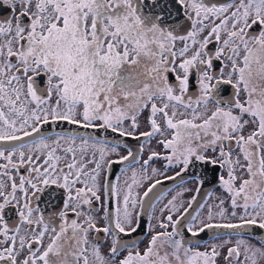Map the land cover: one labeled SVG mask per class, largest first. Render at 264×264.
I'll use <instances>...</instances> for the list:
<instances>
[{
    "label": "snow or ice",
    "instance_id": "1",
    "mask_svg": "<svg viewBox=\"0 0 264 264\" xmlns=\"http://www.w3.org/2000/svg\"><path fill=\"white\" fill-rule=\"evenodd\" d=\"M0 264H264V0H0Z\"/></svg>",
    "mask_w": 264,
    "mask_h": 264
}]
</instances>
